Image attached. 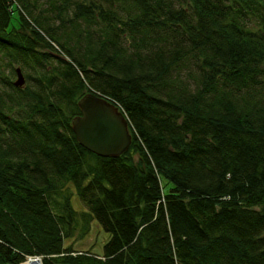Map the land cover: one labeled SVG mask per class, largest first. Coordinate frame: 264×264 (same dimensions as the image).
<instances>
[{
	"label": "trees",
	"instance_id": "obj_1",
	"mask_svg": "<svg viewBox=\"0 0 264 264\" xmlns=\"http://www.w3.org/2000/svg\"><path fill=\"white\" fill-rule=\"evenodd\" d=\"M86 92L122 154L76 142ZM31 255L264 264V0H0V264Z\"/></svg>",
	"mask_w": 264,
	"mask_h": 264
},
{
	"label": "water",
	"instance_id": "obj_2",
	"mask_svg": "<svg viewBox=\"0 0 264 264\" xmlns=\"http://www.w3.org/2000/svg\"><path fill=\"white\" fill-rule=\"evenodd\" d=\"M14 86L24 83L18 67L14 68ZM79 114L73 116L70 128L76 142L89 152L102 157H115L125 152L131 136L123 114L102 95L86 92L76 101Z\"/></svg>",
	"mask_w": 264,
	"mask_h": 264
},
{
	"label": "rangeland",
	"instance_id": "obj_3",
	"mask_svg": "<svg viewBox=\"0 0 264 264\" xmlns=\"http://www.w3.org/2000/svg\"><path fill=\"white\" fill-rule=\"evenodd\" d=\"M14 20H15V19H14ZM14 20L12 21V24H14ZM13 26H16V23H15ZM71 191H72V194H71V197H70L71 206H72V208L75 209V210H80V209H81L80 201L78 200V197H77L75 191H74L73 189H72ZM94 230H96V232H97V234H96L97 237H98V238H97V243H96V238H93V237H92V234H90V235H89L84 241L80 242V243L77 245V248H78V249L83 248L84 246H86L87 243H90V242H94V243H95V245H93V246H94L93 250L96 249V251H99V249H101V244H102V242H103L105 239H107V234L104 233V232L101 231V230H100V232H99V229H98V227H97L96 225H95ZM101 241H102V242H101ZM31 256H33V257H31V258H33V259H37V260L39 261V263L41 264V258H40V256H37V255H31ZM27 257H28V256H27ZM27 257L24 258V259H27ZM25 263H26V261H25V262H22L21 264H25Z\"/></svg>",
	"mask_w": 264,
	"mask_h": 264
},
{
	"label": "bare ground",
	"instance_id": "obj_4",
	"mask_svg": "<svg viewBox=\"0 0 264 264\" xmlns=\"http://www.w3.org/2000/svg\"><path fill=\"white\" fill-rule=\"evenodd\" d=\"M25 264H39V261H37V260H29V261H26Z\"/></svg>",
	"mask_w": 264,
	"mask_h": 264
},
{
	"label": "built area",
	"instance_id": "obj_5",
	"mask_svg": "<svg viewBox=\"0 0 264 264\" xmlns=\"http://www.w3.org/2000/svg\"><path fill=\"white\" fill-rule=\"evenodd\" d=\"M26 257H27V256H26ZM26 257H25V258H26ZM31 257H33V256H28L27 259H24V260H23V262H25V261H29V260H37V259H33V258H31ZM37 261H38V260H37ZM39 264H40V263H39Z\"/></svg>",
	"mask_w": 264,
	"mask_h": 264
}]
</instances>
